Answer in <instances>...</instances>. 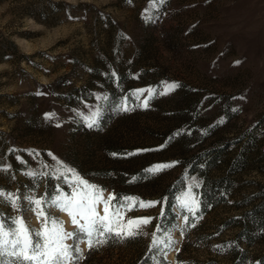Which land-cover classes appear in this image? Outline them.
Returning <instances> with one entry per match:
<instances>
[{"label":"rangeland","instance_id":"1","mask_svg":"<svg viewBox=\"0 0 264 264\" xmlns=\"http://www.w3.org/2000/svg\"><path fill=\"white\" fill-rule=\"evenodd\" d=\"M125 97L134 110L117 111ZM97 109L89 130L79 114ZM49 153L105 198L158 202L125 214L152 218L141 235L89 249L81 234L77 264H264V0H0V188L45 195L57 182L23 173L54 166ZM194 182L195 215L177 200Z\"/></svg>","mask_w":264,"mask_h":264},{"label":"snow or ice","instance_id":"2","mask_svg":"<svg viewBox=\"0 0 264 264\" xmlns=\"http://www.w3.org/2000/svg\"><path fill=\"white\" fill-rule=\"evenodd\" d=\"M235 63L239 64L240 61ZM180 87L181 85L176 82L165 83L163 91L146 90L148 95L143 100L140 98L144 95L145 90H135L133 96L136 100H140L138 106L147 108L149 101L155 95H168ZM98 99L106 101L108 97L103 96ZM116 110L128 112L134 109L129 107L128 98L125 97ZM45 115L47 119H51L50 114ZM79 115L87 129L99 128V109L91 111L87 115L82 113ZM56 126L60 127L61 125L57 124ZM147 151L151 150L138 149L136 152L126 155L133 156ZM49 156L55 161V165L43 164L42 167L48 169L47 171L37 173L34 170H29L23 173L35 183L36 187L45 178L48 181L55 180L57 183L54 186L51 184L46 186L45 195L22 194L19 189L16 192H11L0 188V205L9 207L17 213L16 216L10 217L0 212V264H77L81 253L79 248L81 234L88 248L92 249L96 245L108 242L109 239L124 240L141 235L142 226L151 223L152 218L150 217H133L125 220V214L137 207L140 209L155 207L158 202H143L136 197L127 195L117 197L115 193H109L105 198V190L101 186L83 179L75 168L53 154L49 153ZM17 160L20 161V158L17 157ZM172 166H174L172 163H161L148 167L143 170L144 175L141 179L157 175ZM9 167H0V172L7 173ZM12 179L15 177L13 176ZM135 180L136 178L133 177V182ZM49 187H51V191H49ZM65 187L70 189V192L65 191ZM199 187L200 185L195 182L187 186L182 197L177 198L178 207L195 215L201 201L193 189ZM49 208H56L58 211L66 213L74 230L66 231L63 223L49 214ZM26 211H31L36 215L41 225L39 229H31L27 225L23 216ZM163 215L165 213L162 210L161 216ZM187 219L184 217L185 222ZM161 230L162 226L157 224L156 230L152 233L153 239L148 248L149 252L159 248L160 241L156 237V232ZM68 241H72V243H68ZM169 243L171 242L169 241Z\"/></svg>","mask_w":264,"mask_h":264}]
</instances>
